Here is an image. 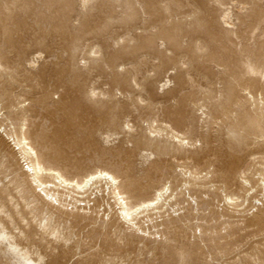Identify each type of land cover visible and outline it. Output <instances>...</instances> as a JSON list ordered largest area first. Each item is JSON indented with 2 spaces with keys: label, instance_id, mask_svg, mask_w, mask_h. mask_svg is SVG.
Segmentation results:
<instances>
[{
  "label": "rangeland",
  "instance_id": "rangeland-1",
  "mask_svg": "<svg viewBox=\"0 0 264 264\" xmlns=\"http://www.w3.org/2000/svg\"><path fill=\"white\" fill-rule=\"evenodd\" d=\"M263 173L264 0H0V264H264Z\"/></svg>",
  "mask_w": 264,
  "mask_h": 264
},
{
  "label": "bare ground",
  "instance_id": "bare-ground-1",
  "mask_svg": "<svg viewBox=\"0 0 264 264\" xmlns=\"http://www.w3.org/2000/svg\"><path fill=\"white\" fill-rule=\"evenodd\" d=\"M229 14L230 12H227L224 15V21L229 24L232 23L229 20ZM17 145H23L24 151L25 153H27L28 155L35 156V159L30 157V162L28 163V168L31 171L30 173L33 175V180L34 183H36L37 187L41 188V190H44L46 193V196L52 200L57 201V195H53L52 194V185H48L46 181H44L41 178V175L43 174L44 171H46V169L42 166V164H40L39 162V158L36 154V152L34 151L33 147L29 145V143L26 141L25 138H23V140H17ZM21 147V146H20ZM23 151V152H24ZM24 157V156H23ZM110 172V171H109ZM49 173V172H48ZM53 177L55 180H57V183H59L60 185L63 186H72L77 190H84L91 182H93L94 180L98 179V178H106L109 179L113 184L116 183V179L113 175H111L110 173L107 172H98L95 174H91L89 175L87 178H85L82 181H68V179H65L62 174H60L59 172H55V174H53ZM263 180H264V173H263ZM246 183V182H245ZM264 183V182H263ZM50 184V182H49ZM118 184V183H117ZM113 186V185H112ZM57 188V187H56ZM113 188V187H112ZM201 188V187H200ZM72 189V188H71ZM167 189V188H165ZM89 190V189H88ZM115 190V189H114ZM159 191V190H158ZM162 191L163 189L160 190V192L157 194L156 199L158 200L159 197L162 195ZM166 193V192H165ZM115 194L117 196H119L121 194L120 191L115 192ZM115 195V196H116ZM72 196V195H71ZM63 197V196H62ZM162 197V196H161ZM69 198V197H68ZM163 198V197H162ZM121 199V201H120ZM116 200H119V204L121 205V211L120 214L121 216L128 220V221H132L134 218V214H136L137 212H139V210L143 207H149L155 204L156 201H150L148 203H142L141 205H137V207H133L131 206L127 201H125V198L123 196L117 197ZM164 200V199H162ZM227 200L228 201H232L233 198L231 196H227ZM59 201V200H58ZM161 201V200H160ZM157 204V203H156ZM145 208V209H146ZM153 209L155 207H152ZM144 209V210H145ZM140 213V212H139ZM138 213V214H139ZM125 220V221H126ZM130 223V222H129ZM138 228V227H137ZM141 229V228H140ZM0 244H7L10 252H12L13 254H16V248L10 243L8 242V239L5 235V233H2L0 231ZM22 264H42L41 262H33L31 259H25L24 262Z\"/></svg>",
  "mask_w": 264,
  "mask_h": 264
}]
</instances>
